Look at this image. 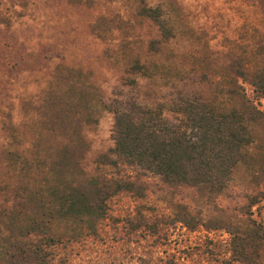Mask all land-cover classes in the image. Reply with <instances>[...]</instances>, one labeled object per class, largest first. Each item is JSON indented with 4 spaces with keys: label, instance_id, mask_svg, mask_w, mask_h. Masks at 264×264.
I'll use <instances>...</instances> for the list:
<instances>
[{
    "label": "rangeland",
    "instance_id": "obj_1",
    "mask_svg": "<svg viewBox=\"0 0 264 264\" xmlns=\"http://www.w3.org/2000/svg\"><path fill=\"white\" fill-rule=\"evenodd\" d=\"M143 6L165 9L173 38L161 42L156 25L141 15ZM262 37L264 0H0V239L24 234L18 229L40 221L33 193L42 195L46 151L54 154L67 140L47 131L44 112L93 118L80 124L82 166L92 175L114 145L110 108L163 104L164 118L175 124L169 105L180 95L216 94L223 69L241 55L252 62L253 44ZM136 62L146 64V75L132 69ZM257 107L264 112V99ZM247 155L219 196L147 176L136 183L139 193L112 195L103 218L54 223L63 236L52 249L54 261L229 260V229L247 218L264 224V140ZM100 170L113 181L119 178L113 169ZM251 200L257 202L253 207Z\"/></svg>",
    "mask_w": 264,
    "mask_h": 264
},
{
    "label": "trees",
    "instance_id": "obj_2",
    "mask_svg": "<svg viewBox=\"0 0 264 264\" xmlns=\"http://www.w3.org/2000/svg\"><path fill=\"white\" fill-rule=\"evenodd\" d=\"M141 15L156 25L161 42L174 37V28L162 6H143ZM155 43L159 44H150L154 54L159 51ZM252 56V62L242 55L229 62L219 78L216 94L178 96L169 105L177 117L175 124L164 118L163 104L132 103L126 111L110 108L114 145L99 157L92 175L86 174L82 166L86 143L80 124L91 123L93 118L47 109V131L62 133L58 135L67 140L54 154L50 148L46 151L42 195L33 193L39 202L40 221L18 229L24 234L0 239V264H61L54 261L52 249L61 244L63 236L54 231L53 224L103 218L106 201L112 195L138 192L136 183L147 176L158 177L170 187L195 188L209 197L221 195L238 168L246 164L250 148L264 140V112L257 107L264 99V37L253 44ZM132 69L143 75L148 71L146 64L139 62ZM203 78V82L212 84L205 75ZM242 84L249 87V95ZM50 94L46 96L48 108L54 105L49 102ZM97 104L104 106L100 101ZM100 168L115 170L118 180L107 178ZM256 204L251 200L250 207ZM228 232L230 258L217 264H264L261 221L247 218ZM40 234L41 238H35Z\"/></svg>",
    "mask_w": 264,
    "mask_h": 264
}]
</instances>
